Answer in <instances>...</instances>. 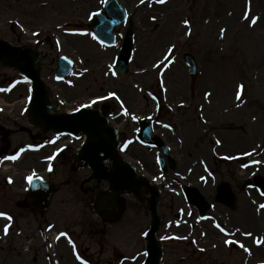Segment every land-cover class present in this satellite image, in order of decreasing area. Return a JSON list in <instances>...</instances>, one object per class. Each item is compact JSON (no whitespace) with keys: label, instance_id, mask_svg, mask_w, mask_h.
<instances>
[{"label":"rangeland","instance_id":"rangeland-1","mask_svg":"<svg viewBox=\"0 0 264 264\" xmlns=\"http://www.w3.org/2000/svg\"><path fill=\"white\" fill-rule=\"evenodd\" d=\"M37 1L41 3L39 6L36 5ZM60 1L62 0H49L50 4L44 6L42 0H0V39L7 40L15 45L27 44V42L33 40L28 37V34L30 35L35 30H41L40 27L36 26L39 20H41L39 24H43L44 27L62 24V22H77L79 20L77 15L81 16L84 12L90 10L88 7L83 8V10L78 5L73 8L67 6L66 16L59 18ZM127 1L131 18L134 20L133 39L135 47L133 61L129 72L125 76H115L118 81L109 79L110 82L107 83L110 87L106 88L103 93L110 90L117 91L127 102L128 109L136 115L138 113L142 116L149 114L153 106L158 103L164 105L170 102L169 105L172 106L179 102L189 103V109L178 110L179 116L187 117L186 120L192 124L189 128L190 133L192 129L199 132L198 146H203L209 150V147H212L209 132L214 128L205 127L208 125L200 124L197 118V110L205 108L206 118L213 119L214 117L222 122V128H216L217 130L225 131L223 132L225 136L232 135L233 139L239 140L236 153L250 150L257 142L261 143L264 149V0H169L164 7L156 5L158 0H146L145 2L142 1L143 6L140 9L135 6L137 0ZM79 2L83 3V0H79ZM141 9L143 13L152 10L151 14L157 17L158 21H153L148 16L141 17L142 15L137 13V10ZM230 20L233 22V27L229 24ZM156 25H158V29L155 28ZM188 29L190 30L187 32ZM42 32L45 35L50 34L45 29ZM76 32L78 33V31L69 30L64 38V50L61 52L78 61L76 72L70 77L71 80L69 81L74 83L75 86L68 87L67 84L70 83L67 81L62 84L56 82L50 84V88L54 93L67 99V104L70 106L62 107V109L66 108L67 110H73L77 106L87 104L93 96L102 95L99 87H93L92 77L95 78V76L91 72L92 68L99 69V66L85 65L90 70L89 73H86L81 66L80 58L88 57L92 59L91 56L93 55L101 56L98 58L104 62H109L111 66L112 56L116 53V50L105 53L91 39L79 38L80 35L79 33V36L76 35ZM167 46L171 47L172 54H177L178 58L171 69H168L165 75L162 76L165 78L162 90L159 85V78L161 77L158 72L163 62L161 64L159 58L168 51ZM185 53L194 55L199 65L198 79L193 85L183 62ZM53 54L54 56L57 55L55 50H53ZM97 64H99V61H97ZM48 71L45 72V79L46 74H49ZM13 79L17 87L11 91L10 82ZM20 80L21 77L16 70L0 67V105L5 106L0 110V123L7 128L10 143V146L6 149H8V152H14L15 150L21 152L20 150L23 151L27 146L35 143L38 144L40 151L35 154H25L24 159L18 165L12 167L11 171L3 170L1 172L0 170V193L4 192V194L13 198H15L14 190H16L17 185L22 187L21 178L18 179V176H15L16 184L14 185L16 186L13 188H8L3 178L11 175L13 171L18 173L19 171H28L34 166L37 167L38 160L49 154H55L60 146H63L62 143L49 144L51 134L40 139L36 137L32 140L30 138L29 133L35 135L38 131L36 128L29 126L27 122L26 108L28 105L24 100L28 96V89L25 84H19ZM239 89H242L241 95ZM207 94L210 96L206 97ZM206 99L209 101H206ZM218 101H225V103L212 107L206 105L207 102L215 104ZM225 110H232L233 115L225 113ZM238 110H242V112ZM236 111L242 117L238 118L236 123L231 124L234 121L233 118L237 116ZM220 114L223 116L222 118L217 117ZM173 122L172 125L180 127L182 131H184L182 127H187L183 119H177ZM133 127L131 125L126 126L129 131ZM191 127L193 128L191 129ZM187 138V136L184 137V140L186 145L189 146L186 141H189ZM1 148L5 149V146L0 139ZM131 152L135 157L148 160L150 163H146L147 170L156 174L155 168L151 167V161H153L151 153L138 146H133L123 158L136 166L137 164L134 161L128 159ZM176 152H178V149ZM226 152L229 154L234 153L231 146L226 149ZM131 159L135 160V158ZM192 159L179 158L177 171L185 172L192 169L201 173V166H191ZM214 164L217 165L216 162ZM257 165H259V170L263 172L264 154L263 156L260 155ZM69 167V165H66L60 169H69ZM219 168L220 166H217V169ZM139 171L141 172V170ZM64 172L65 170L63 172L59 171L60 174L58 173L57 177L60 178H57L58 180H61V173ZM13 174L15 173L13 172ZM144 176L152 181L150 176ZM221 176L224 178L223 175ZM73 189L70 188L69 190ZM62 190L65 192L67 189ZM63 195L64 193H61L59 197ZM130 197L125 196V199L133 204V196ZM64 198H69V192L64 195ZM59 199L57 198V201ZM9 201L12 203L13 200ZM162 204L163 206L160 208L161 215L165 220L171 219L173 212L168 197L163 199ZM1 205H3L2 200H0ZM59 205L55 204L57 207ZM57 211L65 217L66 224L72 225L74 223V219L69 218L72 216L70 214L71 208L58 209ZM148 214L149 212L146 211V217L139 209L128 212L126 222L116 226L104 242L102 250H105V253L101 257L103 262L108 257L111 260L112 247L114 246H119L131 257L144 248V242L142 243L144 238L141 233L150 227V220L148 219L150 216ZM76 216L74 218H84V216H87V212L84 209L79 210ZM165 220L162 221L159 233L162 231ZM77 231L79 232V229ZM80 242L84 250L90 251L88 253L92 255L94 252L100 251L101 246L91 248L84 236L80 239ZM2 250L5 251L0 256L2 263H5L10 260L7 257L8 249L3 248ZM164 250L167 258L166 262L169 264H200L203 260L211 264L244 263V256L236 249H223L217 255L212 252L207 253L206 256H201L196 253L195 255L189 254L188 247L181 244L174 243L170 245L165 243ZM256 253L261 257H258V260L264 261V249L258 250V252L256 250ZM139 254L140 252L137 255ZM61 256L63 264H76L70 251L67 250L66 254ZM181 258L184 259L181 261ZM132 259L135 260L138 257L133 256ZM97 260L99 261V259ZM142 260L143 258H140V261Z\"/></svg>","mask_w":264,"mask_h":264},{"label":"water","instance_id":"water-1","mask_svg":"<svg viewBox=\"0 0 264 264\" xmlns=\"http://www.w3.org/2000/svg\"><path fill=\"white\" fill-rule=\"evenodd\" d=\"M19 66V65H18ZM21 67V66H19ZM129 178L132 180L133 179V173L131 171H129ZM156 230V226L154 227V230L152 231V233L150 234V239H151V245H150V248H149V252L151 254V259H150V262L149 264H157L158 262V259L160 257V252L159 250L157 249L155 243H154V240H153V234Z\"/></svg>","mask_w":264,"mask_h":264},{"label":"snow or ice","instance_id":"snow-or-ice-1","mask_svg":"<svg viewBox=\"0 0 264 264\" xmlns=\"http://www.w3.org/2000/svg\"><path fill=\"white\" fill-rule=\"evenodd\" d=\"M101 2H102V3H107V0H101ZM160 2L163 3L164 0H160ZM93 15H99V13H98V12H97V13H93ZM186 23H187V22H186ZM253 23H255V21H253ZM241 87H243V86H241ZM111 95H112V96H115L116 94H115V93H111ZM101 99H103V97H102ZM94 103H95V101H94ZM217 143H219V141H217ZM249 155H250V154H249ZM12 159H15V157H12ZM29 179L31 180V178H29ZM261 207L264 208V205H261ZM0 216H7V214H6V213H3V212H0ZM7 219H8V220H11L12 217H11V216H7ZM217 227H219V225H217ZM4 231H5V234H7V232H8V226H5ZM259 242H260V241H258V243H259ZM241 246L243 247V245H241Z\"/></svg>","mask_w":264,"mask_h":264},{"label":"bare ground","instance_id":"bare-ground-1","mask_svg":"<svg viewBox=\"0 0 264 264\" xmlns=\"http://www.w3.org/2000/svg\"><path fill=\"white\" fill-rule=\"evenodd\" d=\"M229 24H230L231 27H233V26H232V25H233L232 20L229 21ZM240 218H241L242 220H249V215L241 214Z\"/></svg>","mask_w":264,"mask_h":264}]
</instances>
